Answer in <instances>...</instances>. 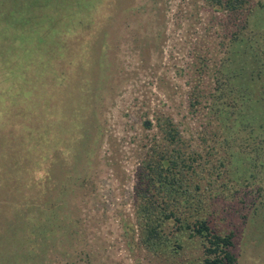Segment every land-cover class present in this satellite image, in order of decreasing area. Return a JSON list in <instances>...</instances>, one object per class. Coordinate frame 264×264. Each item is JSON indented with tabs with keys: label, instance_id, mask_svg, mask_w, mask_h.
Wrapping results in <instances>:
<instances>
[{
	"label": "rangeland",
	"instance_id": "obj_1",
	"mask_svg": "<svg viewBox=\"0 0 264 264\" xmlns=\"http://www.w3.org/2000/svg\"><path fill=\"white\" fill-rule=\"evenodd\" d=\"M110 1L0 0V67L7 72L15 66L21 69V74L13 70L14 77L0 76L14 83L7 84L10 89L1 96L9 102L30 88L33 102L26 106L34 109L38 89L41 102L50 99L43 81L60 84L49 92L53 96L59 92L62 102L56 107L62 115L43 116L35 134L46 129L50 139L59 143L63 138L50 186L67 183L61 199L79 221L69 215L67 228L83 233V241L74 247L88 252L91 264H174L156 261L130 244L137 238L132 229L138 173L158 144V120H171L187 149L205 157L206 147L214 144L201 141L211 128L207 95L213 91L214 74L225 55L235 59V49L240 51L235 68L254 67L251 48L264 49V0H252L237 21L203 0ZM235 33L243 42L229 47ZM72 48H83L80 62L72 63L79 55ZM263 80L264 76V84ZM6 83L1 87L7 88ZM80 84L88 111L83 120L71 118L77 125L71 131L66 122L71 117L68 101L79 97L74 94ZM197 92L204 97L197 102L200 110L193 113L190 102ZM50 102L42 113L55 111L58 100ZM22 121L24 117L15 127L27 130ZM5 126L0 124V129L7 130ZM7 196L0 192V264H18L23 254L11 252L9 237L17 230V236L21 234L25 206H11ZM246 214L241 219L218 216L211 226L235 230L236 264H264V209ZM199 242L186 239L177 262L201 257Z\"/></svg>",
	"mask_w": 264,
	"mask_h": 264
},
{
	"label": "trees",
	"instance_id": "obj_2",
	"mask_svg": "<svg viewBox=\"0 0 264 264\" xmlns=\"http://www.w3.org/2000/svg\"><path fill=\"white\" fill-rule=\"evenodd\" d=\"M251 1L203 0L214 11L231 14L230 19L236 21L249 10ZM128 8L131 7L127 5ZM77 37L74 39L79 40ZM242 42L243 36L235 33L228 46L233 43L240 46ZM72 49L79 52L72 63L80 62L83 48ZM251 49L254 67L245 69L240 64L239 70L235 68L238 65L235 59L240 52L235 49V59L225 55L214 74L213 91L207 95L211 128L201 137L204 145L208 141L214 144L206 147L205 157L198 151L187 149L184 138L171 120L157 121L158 144L152 149L154 152L147 155L138 173L136 224L135 230L132 229L137 238L130 242L132 248L146 252L156 261L236 264L237 259L232 252L235 230L224 232L213 228L211 223L218 216L228 219L236 215L241 219L247 216L248 210L256 213L264 209V109L261 107L264 105V84L261 81L264 76V49ZM225 54H228V49ZM13 70L21 74L19 67H12L8 72L0 67V76H9ZM245 70L250 71V75H245ZM6 82L0 78V124L7 128L0 129V192L9 195L7 200H11V206H25L21 234L17 236V230L9 237L11 252L23 254L18 264H55L59 257V264H91L89 253H81L74 247L83 241V233L67 228L70 216L79 223L61 199V189L67 183L59 182L56 188L50 186L52 171L60 160L58 152L62 150L60 143L63 138L59 143L56 138L50 139L51 132L47 135L46 129L42 131L44 135L35 134V127L42 124L43 116L51 119L62 115L56 107L62 102L59 92L55 93L56 97L49 92V88H58L60 84L43 81L50 99L41 102L42 92L41 88L38 89L35 95L38 105L32 109L26 106L33 102L30 88L25 96L17 94L18 101L12 98L8 102L5 95L1 96V92L10 89ZM4 83L7 88L1 87H5ZM13 84L8 85L12 87ZM79 86L74 94V97H79L68 101L67 110L71 117L66 122L71 131L77 128L73 123L75 116L80 120L83 116V120L88 111L85 90L82 91L81 84ZM253 91H260L261 95H256L257 92L253 95ZM202 97L204 95L198 92L192 94L190 106L193 113L200 110L197 102ZM51 99L58 100L55 111L42 113L41 108L47 107ZM22 117V129L27 130L20 131L15 126ZM2 207L6 209L5 205ZM186 239L200 241L201 257L194 260L186 258V263L177 262L184 252Z\"/></svg>",
	"mask_w": 264,
	"mask_h": 264
}]
</instances>
